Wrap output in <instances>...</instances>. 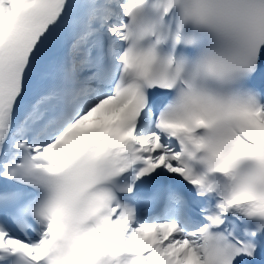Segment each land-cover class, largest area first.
Wrapping results in <instances>:
<instances>
[{
	"label": "snow or ice",
	"instance_id": "6c2138e0",
	"mask_svg": "<svg viewBox=\"0 0 264 264\" xmlns=\"http://www.w3.org/2000/svg\"><path fill=\"white\" fill-rule=\"evenodd\" d=\"M0 264H264V0H0Z\"/></svg>",
	"mask_w": 264,
	"mask_h": 264
}]
</instances>
